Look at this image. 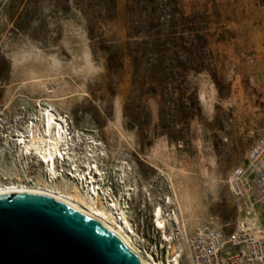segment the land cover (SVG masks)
<instances>
[{"label":"rangeland","instance_id":"rangeland-1","mask_svg":"<svg viewBox=\"0 0 264 264\" xmlns=\"http://www.w3.org/2000/svg\"><path fill=\"white\" fill-rule=\"evenodd\" d=\"M262 44L264 0H0V185L76 184L152 261L190 264L188 236L240 216L227 180L264 132ZM48 116L71 144L56 177L16 145Z\"/></svg>","mask_w":264,"mask_h":264},{"label":"water","instance_id":"water-1","mask_svg":"<svg viewBox=\"0 0 264 264\" xmlns=\"http://www.w3.org/2000/svg\"><path fill=\"white\" fill-rule=\"evenodd\" d=\"M80 210L24 188L0 189V264H143Z\"/></svg>","mask_w":264,"mask_h":264},{"label":"built area","instance_id":"built-area-1","mask_svg":"<svg viewBox=\"0 0 264 264\" xmlns=\"http://www.w3.org/2000/svg\"><path fill=\"white\" fill-rule=\"evenodd\" d=\"M257 140L227 180L240 212L233 230L229 235L212 229L188 236L190 264H264V132ZM227 248L231 254L224 257Z\"/></svg>","mask_w":264,"mask_h":264},{"label":"bare ground","instance_id":"bare-ground-1","mask_svg":"<svg viewBox=\"0 0 264 264\" xmlns=\"http://www.w3.org/2000/svg\"><path fill=\"white\" fill-rule=\"evenodd\" d=\"M38 127V126H37ZM44 129V130H43ZM38 127L36 132L33 130V134L31 135V139L29 145H22V143H17L18 148L29 147V151L26 155L33 154V148L36 150L34 154H36L39 158H41V162L43 164H47L46 166V174L56 177V164L58 166L63 164L67 159L64 158L65 150H69L70 142L68 137L65 135L66 128L60 122H57L48 116V124L44 128ZM64 150V151H63ZM24 151V149H23ZM67 154V151H66ZM72 173V177L76 178V174ZM70 176V174H68ZM58 177V176H57ZM2 182L5 181L4 176H0ZM16 179V178H15ZM19 180V181H18ZM15 182L9 181L7 184H1L0 189L2 188H10V187H19L24 188L36 192H40L45 196L56 198L77 210H80L87 215L89 218H92L104 226L109 228L116 236L122 239L131 251L137 256V258L143 264H158L152 261L150 257H147L142 253L140 247L136 244L134 238L128 230L125 228V225L122 221H119L111 216H107L106 214L97 213L93 210V208L87 203L86 199L83 197L82 192L80 191V187L76 184H73V191L66 193L62 191L60 188H56L50 186L48 184H44L43 182L36 183V185H29L23 179H18ZM78 180V179H77ZM82 181V178L80 179ZM79 180V181H80ZM5 183V182H4ZM49 183V182H48ZM80 183V182H79ZM84 181H82L83 185ZM54 184V183H53ZM79 185V184H78ZM161 211L157 213V222L161 226ZM177 261V260H175Z\"/></svg>","mask_w":264,"mask_h":264},{"label":"crops","instance_id":"crops-1","mask_svg":"<svg viewBox=\"0 0 264 264\" xmlns=\"http://www.w3.org/2000/svg\"><path fill=\"white\" fill-rule=\"evenodd\" d=\"M262 52V54H261V59L262 60H264V44H262V48L260 49ZM263 69H264V67H263ZM261 208H264V205H261ZM263 218H264V213H263Z\"/></svg>","mask_w":264,"mask_h":264}]
</instances>
